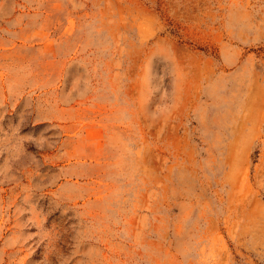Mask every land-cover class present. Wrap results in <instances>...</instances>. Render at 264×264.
I'll use <instances>...</instances> for the list:
<instances>
[{"label": "rangeland", "instance_id": "1", "mask_svg": "<svg viewBox=\"0 0 264 264\" xmlns=\"http://www.w3.org/2000/svg\"><path fill=\"white\" fill-rule=\"evenodd\" d=\"M0 264H264V0H0Z\"/></svg>", "mask_w": 264, "mask_h": 264}]
</instances>
